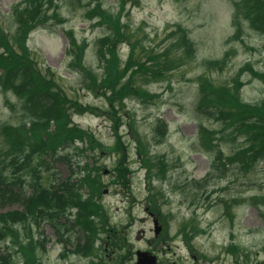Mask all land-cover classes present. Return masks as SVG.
Returning a JSON list of instances; mask_svg holds the SVG:
<instances>
[{
  "label": "rangeland",
  "instance_id": "obj_1",
  "mask_svg": "<svg viewBox=\"0 0 264 264\" xmlns=\"http://www.w3.org/2000/svg\"><path fill=\"white\" fill-rule=\"evenodd\" d=\"M19 1L0 0V23L9 35L17 30L12 11ZM88 1L52 0L46 25L30 35L28 44L32 57L43 70L51 69L49 72L69 99L84 105L82 107L101 109L83 114L71 110L70 115L79 127L93 133L103 149L97 147L92 154L94 150L88 146V153L84 155V152L73 147L62 148L57 156L49 157L50 169H40L44 179L48 184L50 181H56L57 184L67 178L74 179L72 173L79 172L87 164L102 167V175L95 174L103 186L101 189H108L110 192L108 195L102 194L99 202L105 208L112 228L119 227L122 223L135 224L129 230L136 233L143 215L139 211H133L132 216H128L123 209L129 206L135 209L146 207L142 203L146 202L145 197L151 192L154 196L153 205L171 213L172 222L178 213L181 214L182 222L196 236L191 242L192 246L202 252V255L210 258L216 256V264L236 262L235 255L226 252V249L231 244H236L243 251L240 256H244L250 244V233L264 234V161L253 175L240 173L233 167L225 174L222 168H214L216 144L226 153L224 157H228L231 156L232 148H239L243 138L229 141V135L225 141H216L213 137L212 147L206 145L199 133L200 125L205 124L212 130L219 129V125L214 118L197 109L200 98L198 81L202 76L215 85L216 82L230 83L243 69L242 80L245 86L241 92L242 97L248 103H260L264 99V84L252 75L249 67L264 72V38L246 25L242 38L229 41L234 32L233 0H126L122 12L126 37L118 43L123 60H126L131 45L137 41L141 48H154L157 53H164L178 38V26L187 29L195 42L196 53L193 59L178 62V67L165 71L161 78L147 76L137 79L136 85L143 93L146 90L154 98L130 97L125 101L124 107H118V112L125 121L126 115H130L134 122L133 129L124 125L119 130L129 144L128 158L132 171L129 181L121 184L117 174L119 156L116 151L111 150L116 141L113 112L107 109L108 101L101 94L95 95L81 85V72L77 68L70 70L66 54V32L73 30L79 40H86L88 43L86 65L98 73L102 72L96 42L106 34V30L105 27H93L94 20L84 16L82 3ZM100 3L103 8L118 14L120 5L116 0H101ZM208 61H219L220 64L208 68L205 65ZM142 80L146 82L143 86ZM22 108V102L13 92L5 93L0 88V128L2 124H20L24 114ZM158 118L168 124L167 134L160 141L157 136L153 137ZM131 130L140 135L142 142L150 140L149 152L168 161L169 171L165 180L149 178L148 168L137 153L136 135ZM217 131L220 137L221 132ZM7 147L0 134V167L6 161L3 151ZM78 148H82V143H79ZM68 153L73 157L70 162L64 158ZM37 160L41 161L39 155L35 157V161ZM106 169L111 173L104 175L103 171ZM20 174L19 171L16 173L17 178ZM23 179L30 182L28 175H23ZM10 180L13 181V178ZM27 185L25 183L20 186L17 183L14 189L31 191ZM84 194L87 195V192ZM252 195L260 197L255 199ZM131 197L135 198L136 204H129ZM189 200L191 205L198 203L199 206L190 207ZM1 205L2 200V211L10 207ZM56 216L32 226L36 236L45 240L46 246L50 247L40 254L37 264H61L59 252L64 250L66 244H74L73 247H68V250H73L82 238L74 234L72 222L66 223L71 225H62L65 224L66 214H61L59 220ZM76 234H79L77 229ZM0 246L4 253L14 252L13 242L9 238L4 241L0 238ZM22 246H26L31 258L40 253L36 245L33 249L28 242ZM12 261L24 264L22 255L13 256Z\"/></svg>",
  "mask_w": 264,
  "mask_h": 264
},
{
  "label": "trees",
  "instance_id": "obj_2",
  "mask_svg": "<svg viewBox=\"0 0 264 264\" xmlns=\"http://www.w3.org/2000/svg\"><path fill=\"white\" fill-rule=\"evenodd\" d=\"M93 1L82 3L85 17L98 18L99 24L106 26L110 32L97 42L96 52L102 72L97 73L86 65L88 45L84 40L80 41L73 30L66 33L68 65L70 70L79 69L82 86L90 89L95 95L101 94L108 101V110L113 112L116 138L111 150L116 151L119 156L117 161L119 180L128 181L132 173L128 158L130 148L126 137H123L119 130L124 125L133 129L134 122L130 115H126L125 121L118 112V107H124L125 100L130 97L154 98L146 90L143 93L136 85L137 79L147 76L161 78L165 71L178 67V62L193 59L196 45L187 29L178 26V38L165 49L164 53H157L154 48H141L137 41L131 45L127 60L122 62L117 45L126 37L125 26L122 24L126 0H117L120 5L118 14L103 8L98 0L93 7ZM233 3L236 39L232 40H237L241 36L244 22H248L252 29L264 35V0H233ZM48 4L51 5V1L21 0L12 11L17 24L13 37L8 35L0 23V86L5 90L14 91L19 96L24 113L20 126L1 128L4 142L8 145L3 152L6 161L3 167H0L1 206L19 204L22 210L0 213V238L3 240L5 235H9L24 257H28L29 254L26 246L22 245L28 242L32 249L35 245L37 247L33 236L34 224L54 218L58 212L64 214L69 210V213L73 214L75 208L79 209L77 222L83 224L88 214H97L101 208L93 199L101 192V183L95 173L100 174L102 167L96 168L87 164L80 168L78 173H72L73 177H78L76 180L68 178L58 185L56 181H50V187L45 184L46 180L40 170L46 165L45 157L49 153L51 156H57L58 151L66 146L76 148L86 155L88 146L94 150L92 154L97 147L103 149V145L96 140L93 133L72 123L70 115L71 110L83 114L101 109L82 107L84 105L69 99L63 89L56 84L53 74L50 73V77L44 71L38 70L30 57L27 40L34 30L47 23L50 10ZM219 64V61H212L207 62L206 66L212 68ZM249 68L252 75L264 84V72ZM243 73L242 69L230 83L216 82L215 85L202 76L198 81L200 98L197 109L214 118L219 125V129L213 130L205 124L200 125L199 133L201 138L205 139L206 145L212 147L213 137L216 141H225L229 135V138H243L239 148L237 150L232 148L231 156L228 157H224L226 153L216 144V164L213 166L216 170L222 168L224 174L231 167L237 168L240 173H255L256 168L264 161V99L256 104L244 101L241 94L245 86L242 80ZM143 83L146 82L142 80V86ZM217 130L221 132L220 137ZM133 132L136 135L137 153L148 168L149 178L166 179L169 164L164 158L149 152L150 140L146 139L147 143H144L140 135ZM166 134L167 124L158 118L153 137L157 136V140L160 141ZM78 143H83L84 147L78 148ZM37 155L41 161H35ZM64 158L70 162L73 157L68 153ZM18 171L21 174L17 178ZM23 175L30 176V182H26ZM17 183L20 186L28 183L32 190L30 192L23 188L15 190L14 185ZM84 192H87V195Z\"/></svg>",
  "mask_w": 264,
  "mask_h": 264
},
{
  "label": "flooded vegetation",
  "instance_id": "obj_3",
  "mask_svg": "<svg viewBox=\"0 0 264 264\" xmlns=\"http://www.w3.org/2000/svg\"><path fill=\"white\" fill-rule=\"evenodd\" d=\"M153 197V193H147L142 203L146 207L124 209L130 214H144L136 233L126 231L135 225L130 224L106 240H102L105 232L94 241L85 236L83 247L63 264H216V257H205L190 244L193 240L189 241V229L182 223L181 214L172 222V214L153 205ZM259 246L249 245L244 264H264V242Z\"/></svg>",
  "mask_w": 264,
  "mask_h": 264
},
{
  "label": "water",
  "instance_id": "obj_4",
  "mask_svg": "<svg viewBox=\"0 0 264 264\" xmlns=\"http://www.w3.org/2000/svg\"><path fill=\"white\" fill-rule=\"evenodd\" d=\"M106 192V191H105Z\"/></svg>",
  "mask_w": 264,
  "mask_h": 264
}]
</instances>
